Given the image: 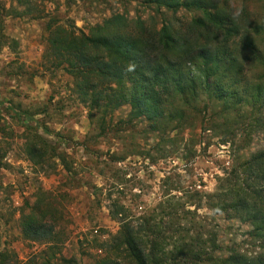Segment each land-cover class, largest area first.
<instances>
[{"label": "rangeland", "instance_id": "rangeland-1", "mask_svg": "<svg viewBox=\"0 0 264 264\" xmlns=\"http://www.w3.org/2000/svg\"><path fill=\"white\" fill-rule=\"evenodd\" d=\"M147 1L0 0V252L6 264H129L115 250L126 238L122 223L136 227L145 220L160 235L151 250L161 247V263L217 264L233 252H262L248 222L213 210L223 206L214 197L219 184L236 182L227 177L235 163L264 149L255 108L227 126L219 119L215 132L198 122L193 130L162 123L151 131L145 119L130 116L128 105L104 116L90 112L64 70L67 63L48 52L57 29L88 35L113 15L159 27L161 15ZM230 1L264 13V0ZM178 15L186 20L193 13ZM109 87L115 86L100 88ZM36 135L49 151L32 160L27 147ZM246 173L242 167L241 180ZM28 216L53 225L54 240L25 238Z\"/></svg>", "mask_w": 264, "mask_h": 264}, {"label": "trees", "instance_id": "trees-1", "mask_svg": "<svg viewBox=\"0 0 264 264\" xmlns=\"http://www.w3.org/2000/svg\"><path fill=\"white\" fill-rule=\"evenodd\" d=\"M147 3L161 15L159 27L140 18L113 15L88 35L75 36L62 29L51 33L48 52L67 63L64 70L74 77L80 102L103 116L128 105L130 116L145 119L151 131L162 123L193 130L198 122L204 131L215 132L222 127L219 119L227 126L231 117L237 122L249 108L256 109L257 122L264 127L260 116L264 113V13L259 15L247 2L234 6L230 0ZM180 12L193 15L182 20ZM103 84L115 87L102 89ZM210 110L213 115L208 117ZM188 113L195 116L190 118ZM32 140L36 144L27 147L29 157L42 159L41 151H49V145L37 135ZM242 167L247 175L241 180ZM227 175L236 177V182L226 188L219 184L214 197L223 206L214 205L213 210L248 222L251 237L262 252H233L217 264H264V149L243 163L237 161ZM122 224L126 238L115 250L125 262L167 264L157 256L161 247L151 250L153 238H160L156 226L147 220L136 227ZM22 232L35 241L55 238L53 225L31 216L25 218ZM6 256L0 252V264H6ZM186 260L179 264H209L207 260Z\"/></svg>", "mask_w": 264, "mask_h": 264}]
</instances>
